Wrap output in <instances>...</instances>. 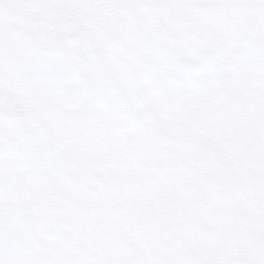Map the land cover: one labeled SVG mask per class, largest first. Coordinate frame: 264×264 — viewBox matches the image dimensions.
<instances>
[{
	"label": "snow or ice",
	"instance_id": "snow-or-ice-1",
	"mask_svg": "<svg viewBox=\"0 0 264 264\" xmlns=\"http://www.w3.org/2000/svg\"><path fill=\"white\" fill-rule=\"evenodd\" d=\"M0 264H264V0H0Z\"/></svg>",
	"mask_w": 264,
	"mask_h": 264
}]
</instances>
